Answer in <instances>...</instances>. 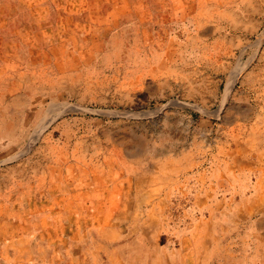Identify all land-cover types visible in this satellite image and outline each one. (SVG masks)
<instances>
[{"label":"rangeland","instance_id":"1","mask_svg":"<svg viewBox=\"0 0 264 264\" xmlns=\"http://www.w3.org/2000/svg\"><path fill=\"white\" fill-rule=\"evenodd\" d=\"M10 2L11 43L0 45V264L34 260L22 245L32 237L22 234L39 232L51 245L67 241L66 230L97 229L94 238L112 247L134 230L128 239L139 244L177 245L180 230L209 228L220 208L264 212V0ZM95 4L107 12L90 13ZM91 16L104 25L67 28L68 20L94 24ZM35 20L42 42L29 43L35 30L27 29L28 43H17L14 24ZM116 20L127 38L139 25L141 43L103 45L116 37ZM137 68L148 76L135 81ZM120 126L141 143L134 166L153 170L149 186L68 187L92 166L117 167L118 158L104 156L112 148L105 133ZM172 132L188 144L173 142ZM167 143L173 156L161 152ZM229 156L258 165L243 174L249 204L216 203L210 169ZM75 197L90 204H72Z\"/></svg>","mask_w":264,"mask_h":264},{"label":"crops","instance_id":"2","mask_svg":"<svg viewBox=\"0 0 264 264\" xmlns=\"http://www.w3.org/2000/svg\"><path fill=\"white\" fill-rule=\"evenodd\" d=\"M10 6V0H0V45L2 46H9L11 43L10 29L12 22L10 21ZM117 7L116 5L112 6L113 11ZM151 8L149 6L147 7V9ZM138 9V7L132 6L128 11L130 13L138 12ZM102 10L103 12L95 4L90 13H94V11L105 13L108 9L103 7ZM98 18L91 16L90 20L94 24H85V26L83 23H86L89 18L83 21L68 20L67 28L72 29L80 26L83 28H87L88 26L94 29L100 28V26L104 25L102 22L105 23V21H101ZM14 25L15 29H17L15 37L19 39L16 41L17 43H28L27 36H23L27 29L35 30L34 36L30 37L31 41L29 43L42 42V21H30L29 24L22 21V23L18 22ZM50 27L59 28L61 26L51 23ZM138 27L139 25H136V32L132 34L131 38H127V34L125 35L123 32L124 21L116 20L114 22L116 37L110 36L108 38L109 41L105 38L102 44L105 46L110 45V40L114 39V43L112 44L139 45L141 41L139 40ZM38 29L40 31H37ZM85 39L87 38L84 37ZM154 40L151 43H160L159 40L156 41V37H154ZM152 51L153 49L150 50V54ZM150 54L146 59L150 60ZM146 59L143 58L141 61L144 69L148 68V66H145L148 64ZM135 65L136 67L139 66L137 64ZM137 69L135 72H131V75L135 77V81L140 77L148 76V71L147 73H141L139 72V68ZM63 108L65 109V106ZM228 120L236 126L245 125L244 120H247V118L241 120L230 117ZM121 127H115L113 131L105 133V141L112 148L107 149L106 151L108 153H104V156L118 158L116 160V163H118L116 165L117 167L106 170L105 168L98 169L96 166H92V169L84 171L82 177L75 179L68 187L75 189L130 188L133 190L148 185L152 181L151 178L155 176L153 170H143L134 166L137 164L138 161H136V158L140 150H142L140 148L141 143L136 140V136L134 135L135 132L132 130L126 134ZM170 137L173 142H177L183 146L189 142L188 138L174 135L173 132L170 134ZM243 141L245 142L246 140L244 139ZM171 143L164 145V148L161 150L163 156H173L172 153L175 151L170 149L173 144ZM240 146L245 148L246 144ZM227 162V165L218 164L217 166H211L210 169L211 187L218 190L216 203L217 205H246L248 203L246 201L247 193L243 189L248 185L249 180L243 174L247 173V170H253V167H255L254 172H257L258 165L254 166L253 164L256 161H251L249 158L247 160L246 158L241 159L240 156H233L232 160L229 156ZM196 179L198 180V178ZM190 180H183V183H189ZM191 181L195 185L196 181L194 179ZM98 202L100 203L101 200ZM71 203L83 205L90 204V201L75 197V201ZM104 203H106L105 200ZM207 221H209V228L207 229L195 227L180 230L177 245L139 244L134 238L128 239L130 236L135 235L134 230H130L125 232L126 234H120L125 235L124 240L116 243L115 246L108 247L94 238L95 236L99 237L101 235V232L97 229L94 230L93 234L91 233V229L66 230V234L62 236L69 237L68 240L63 244L52 243L51 245L42 244V239L38 240L37 236L40 235L39 232H36L34 235L30 233L22 234L23 238L32 237L31 244L28 242V244L22 245L25 251H28L27 247H30V251L35 254L34 260L28 264H107V253H113L110 258L113 257L115 259L114 264H264V212L250 215L245 212H240L239 208L237 211L236 208L231 209L228 207L226 210L220 208L217 212L211 213ZM68 223L71 224L72 221H68ZM137 232L139 231L137 230ZM57 235L60 236L59 231ZM76 236L82 238L78 240L72 239ZM23 238L18 239V242L23 243L27 240Z\"/></svg>","mask_w":264,"mask_h":264},{"label":"bare ground","instance_id":"3","mask_svg":"<svg viewBox=\"0 0 264 264\" xmlns=\"http://www.w3.org/2000/svg\"><path fill=\"white\" fill-rule=\"evenodd\" d=\"M237 193V192H236ZM239 197V196H238ZM242 198H243V196H242ZM248 199V198H247ZM233 203V202H232ZM244 204V203H243ZM245 205V204H244ZM264 227V226H263ZM258 239V238H257Z\"/></svg>","mask_w":264,"mask_h":264}]
</instances>
